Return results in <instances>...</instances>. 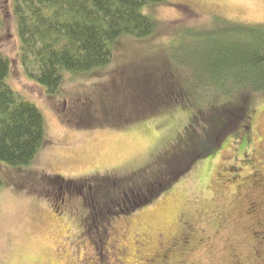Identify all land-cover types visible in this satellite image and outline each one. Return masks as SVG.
Segmentation results:
<instances>
[{
  "label": "rangeland",
  "instance_id": "obj_1",
  "mask_svg": "<svg viewBox=\"0 0 264 264\" xmlns=\"http://www.w3.org/2000/svg\"><path fill=\"white\" fill-rule=\"evenodd\" d=\"M143 12L158 22L151 37H124L111 64L98 70L103 74H68L62 93L51 96L20 63L13 2L0 0V51L12 64L7 81L39 107L49 141L27 166L0 162V264H162L163 258L165 264H264V251L252 252L263 246L254 233L264 226V182L241 189L215 180L221 158L241 152V125L218 157L197 161L153 201L131 214L92 217L89 189L105 180L113 186L114 176L132 174L185 144L199 105L189 94L180 102L170 89L214 93L205 84L194 88L205 74L214 31L223 18L264 23V0H165ZM127 53L137 61L119 74ZM186 77L192 85L184 84ZM252 97L255 145L249 149L264 152V94ZM186 214L198 243L192 249L180 243L191 234L181 225Z\"/></svg>",
  "mask_w": 264,
  "mask_h": 264
},
{
  "label": "trees",
  "instance_id": "obj_2",
  "mask_svg": "<svg viewBox=\"0 0 264 264\" xmlns=\"http://www.w3.org/2000/svg\"><path fill=\"white\" fill-rule=\"evenodd\" d=\"M164 1L12 0L20 63L51 96L61 94L68 74L96 77V71L111 64L124 37H151L158 22L143 8ZM219 26L204 57L205 74L197 76L194 87L203 88L201 84H205L214 93L180 94L174 87L170 89L172 96L182 98L180 102L189 101V94L199 105L186 128L182 141L185 144L132 174L114 176L113 186L105 180L94 192L89 189V198L95 204L91 207L92 217L131 214L153 201L197 161L218 154L228 138L239 135L240 125L246 127L248 123L243 124V120L254 119L250 109L252 96L264 94V23L223 18ZM222 35H229L228 40H222ZM127 55L119 74L134 67L137 61L135 54ZM11 69L10 59L0 51V162L27 166L45 143V119L35 103L10 86L7 79ZM191 79L186 77L184 84L192 85ZM2 184L0 177V187Z\"/></svg>",
  "mask_w": 264,
  "mask_h": 264
},
{
  "label": "flooded vegetation",
  "instance_id": "obj_3",
  "mask_svg": "<svg viewBox=\"0 0 264 264\" xmlns=\"http://www.w3.org/2000/svg\"><path fill=\"white\" fill-rule=\"evenodd\" d=\"M247 123L248 124L246 125V127L243 128V137H241V148H240L241 152L239 153V156H235L231 158L230 161L228 160L229 154H227L226 157L221 158V160L223 159V163L221 164V166H219V169H218L219 172L217 174V178L215 179L216 181L220 183V186L224 184H228L227 185L228 187L229 185L234 184V185H237L238 187H241V189H243L245 187L254 188L253 186L260 187L261 182L262 181L264 182V178L260 177V174L264 171V152L258 148H256V150L249 149L251 145H255V141H254L255 133H253L254 119L250 118ZM218 155H220V153L216 154L213 159L218 157ZM245 169L250 170L249 176L243 175V171H245ZM233 172L234 174H232ZM236 177L238 179H236ZM256 177H257V180H256ZM224 189L227 190L228 188H224ZM67 190H69V188H67ZM61 194H64V192L62 191ZM70 194L73 195V193L71 192ZM62 201L64 202L65 198ZM251 209H253V207ZM181 225L184 231L189 230L188 232L191 233L190 235L185 233L183 238L180 239V243H182L181 244L182 248L192 249L193 247H197L198 243H196V241L193 239V234H192L194 227H193V224L191 223V220H189L188 214L182 216ZM254 235L255 237L258 238V241L259 240L262 241L263 246L260 247L259 245L256 244L258 251L252 250V252H255V253L260 252V248L264 251V226L261 230L256 231ZM159 260L161 261L162 264H165L164 258L163 260L162 259H159Z\"/></svg>",
  "mask_w": 264,
  "mask_h": 264
}]
</instances>
